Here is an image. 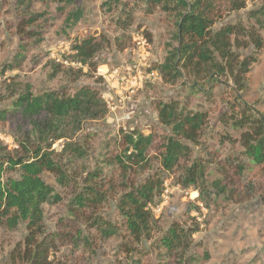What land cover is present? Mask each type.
Returning a JSON list of instances; mask_svg holds the SVG:
<instances>
[{
  "label": "rangeland",
  "instance_id": "rangeland-1",
  "mask_svg": "<svg viewBox=\"0 0 264 264\" xmlns=\"http://www.w3.org/2000/svg\"><path fill=\"white\" fill-rule=\"evenodd\" d=\"M31 1L30 14L38 16L30 28L34 38L28 41L29 47L21 66L10 69L9 65L19 52L16 27L22 14L15 0H0V112L8 109L27 87L33 95L43 92L73 95L80 87L88 86L100 93L108 109L103 119L85 122L71 140L86 151L84 159L75 160L68 153H62L63 140L55 142L49 150L68 176L64 187L53 175H43L44 181L60 198L57 203L42 206L46 233L58 232L62 236L56 252L49 257L51 264H164L153 241L171 223L188 221V217L197 218L201 232L194 235L183 264H264V170L252 165L245 173L244 181L233 176L232 170L227 174L223 172L226 171L223 167L225 160L241 151L238 146L220 140L221 135L238 137L220 122L221 115L228 112L232 82L225 85L222 80L212 88L206 84L202 87L207 91L203 92L185 85V79L172 85L163 82L158 75L140 83L134 81L138 66L134 67L132 63L147 66L145 72L150 75L148 69L161 64L168 49L176 46L177 13L167 12L159 6L150 13L147 0ZM263 3L264 0L248 1L245 10L231 12L227 2L221 0V19L214 27L237 23L248 27L252 22L248 21L247 13ZM77 10H80L81 17L70 26L66 19ZM126 13H130L133 22L123 29L119 24ZM259 33L264 40V30ZM91 37L96 41L104 39L107 43L94 58L95 73L89 71L87 76L74 81L72 74L79 66L72 61L71 47ZM234 52L245 57L251 55L253 49H234ZM255 57L257 62L251 67L240 96L256 116H264V49ZM55 65H62L65 71L74 70L56 74ZM170 100L180 101L193 112L207 113L208 124L200 145L192 147L191 162L185 166L192 163L203 165L205 181L209 184L221 182L225 185V194L204 199L198 190L178 184L183 172L176 170L164 182L168 192H163L152 207L154 221L150 239H144L136 247L143 253L142 257L136 251L127 254L130 238L126 233L121 231L117 236L103 237L90 225L72 218L68 208L85 187L93 186L87 181L89 175L100 170L102 177L96 182L97 191L104 193L106 200L99 206L97 215L101 220L120 225L117 202L123 194L122 179L120 171L108 166L107 161L112 153L119 151L116 141L120 139V131L136 130L157 139L169 135L170 131L158 121L155 109L157 104ZM127 115H131L128 121ZM18 128L16 119L9 115L1 119L0 143L12 157L33 154V149L26 150L21 146L22 131ZM157 169V164L153 165L151 171L138 177V181L154 174ZM19 176V169L6 171L3 181ZM245 184L251 188L248 196ZM189 206L199 207L200 212L188 216ZM77 231L87 238V246L80 242L75 244ZM26 235L24 223L14 231L0 228V264H23L13 260L12 253L19 243L23 246ZM182 262L172 258L167 264Z\"/></svg>",
  "mask_w": 264,
  "mask_h": 264
},
{
  "label": "trees",
  "instance_id": "trees-1",
  "mask_svg": "<svg viewBox=\"0 0 264 264\" xmlns=\"http://www.w3.org/2000/svg\"><path fill=\"white\" fill-rule=\"evenodd\" d=\"M220 1L147 0L151 7L150 13L159 6L167 12L177 13L178 16L176 46L168 49L161 64L154 69L149 68L148 71L156 72L163 82L171 85L185 79V85L203 92L207 91L204 87L212 88L222 80L225 85L228 81L232 82L229 90L230 101H227L228 112L221 115L220 122L237 133L238 137L221 135L220 140L238 146L241 151L235 157L225 160L223 167L226 171L223 172L227 174L232 170L233 176L244 181L245 173L252 165L264 170V116H256L240 96L245 90L247 75L257 62L255 54L264 49V40L259 33L264 30V3L247 13L248 21L252 22L248 27L237 23L215 28L214 25L221 19ZM225 1L229 11L240 12L245 10L246 3L252 0ZM15 2L21 10L22 18L16 27L19 52L9 65L10 69H17L23 63L24 53L29 47L28 41L34 38L30 28L35 25L38 17L30 14L31 0ZM80 17L81 12L77 10L67 17L66 22L70 26L75 25ZM132 22L130 13H126L119 26L126 29ZM101 40L96 41L91 37L71 47L72 61L79 66L72 74L74 81L87 76L89 71L95 73L94 58L107 43L104 39ZM121 48H124L123 45ZM249 48H252L253 52L245 57L234 52V49ZM72 70L74 69L65 71L62 65L54 67L56 74ZM107 110L100 93L88 86L80 87L73 95L56 92L33 95L27 87L8 109L0 112V120L8 115L16 119L18 129L22 131L21 146L34 151L31 155L12 157L0 143V228L14 231L24 223L27 230L23 246L19 243L12 253L13 260L23 264H51L49 257L56 252L57 243L62 236L58 232L46 233L42 206L57 203L60 198L44 181L43 175H53L58 184L64 187L68 176L59 161L53 159V152L49 150L55 142L63 140L62 153H68L70 158L75 160L84 159L86 151L71 140L85 122L103 119ZM155 110L158 121L170 134L157 139L153 135H145L136 130L120 131V139L116 141L119 151L117 154L112 153L107 161L108 166L120 171L122 179L123 194L117 202L120 225L101 220L97 215L99 206L106 200V195L97 191L96 182L102 177L100 170L89 175L87 181L93 186L85 187L84 192L72 199L68 208L72 218L90 225L103 237L117 236L121 231L126 233L130 238L126 253L136 251L140 257L143 253L137 251L136 247L144 239H150L154 221L152 207L165 192L163 188H166L164 182L167 177L176 170L182 171V176L177 180L178 184L183 188L192 187L198 190L199 196L204 199L210 200L212 195L225 194L226 190L225 185L219 181L210 184L205 181L203 165L192 163L185 166L191 162L192 147L200 145L208 124L207 113L193 112L177 100L157 104ZM155 164L158 167L155 173L138 181V177L151 171ZM16 169L20 171L18 179L3 181L6 171ZM245 185L248 196L251 188ZM262 205L264 206V197ZM199 212L197 206H189L187 209L188 216ZM197 221L196 217H188V221L173 222L153 241L164 264L172 258L182 262L188 255L194 235L201 232ZM74 242L86 246L88 244L87 238L82 237L80 231L76 232Z\"/></svg>",
  "mask_w": 264,
  "mask_h": 264
},
{
  "label": "built area",
  "instance_id": "built-area-1",
  "mask_svg": "<svg viewBox=\"0 0 264 264\" xmlns=\"http://www.w3.org/2000/svg\"><path fill=\"white\" fill-rule=\"evenodd\" d=\"M134 67L135 66H138L137 69V77H134V81L135 82H142L143 80H150V79H154L155 77H157V73L156 72H150L149 74L150 75H147L145 71H147V69H143L142 68V65H135V64H132ZM141 68L143 70H141ZM106 103V102H105ZM107 105V104H106ZM131 117V115H127L126 116V120L128 121L129 118ZM168 192L167 188H165V194Z\"/></svg>",
  "mask_w": 264,
  "mask_h": 264
},
{
  "label": "water",
  "instance_id": "water-1",
  "mask_svg": "<svg viewBox=\"0 0 264 264\" xmlns=\"http://www.w3.org/2000/svg\"><path fill=\"white\" fill-rule=\"evenodd\" d=\"M132 64H133V63H132ZM142 67H143V66H142ZM143 68H144V69H147V66H144Z\"/></svg>",
  "mask_w": 264,
  "mask_h": 264
}]
</instances>
